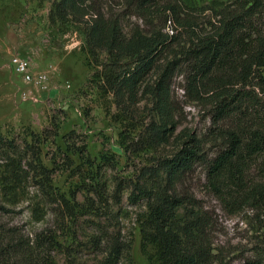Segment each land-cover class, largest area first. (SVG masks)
I'll return each instance as SVG.
<instances>
[{
    "label": "rangeland",
    "instance_id": "obj_1",
    "mask_svg": "<svg viewBox=\"0 0 264 264\" xmlns=\"http://www.w3.org/2000/svg\"><path fill=\"white\" fill-rule=\"evenodd\" d=\"M53 1L0 0V134L20 146L14 154L0 151V225L30 239L48 235L45 264H96L102 256L99 238L109 231H119L129 244L120 264H149L147 255L153 249L143 253L140 247V222L147 207L143 200L133 203L129 195L134 184L141 183L142 167L171 155L187 132L199 133L207 120L198 105L185 103L177 76L173 89L183 101V117L175 132L154 149L135 146L143 124L153 115L146 89L162 61L138 85L135 120L118 119L122 116L111 98L105 99L95 87L93 73L99 67L82 50V23H51ZM239 1L244 0L165 3L175 5L180 19L204 29L215 22L217 11L233 9ZM95 2L104 11L126 10V33L134 24L168 33L174 28L168 10L143 16L127 0ZM13 57L28 61L32 81L14 70ZM38 75L44 78L36 82ZM188 184L216 217L214 244L228 264H241L252 249H264V211L244 208L227 214L205 189L201 173Z\"/></svg>",
    "mask_w": 264,
    "mask_h": 264
},
{
    "label": "trees",
    "instance_id": "obj_2",
    "mask_svg": "<svg viewBox=\"0 0 264 264\" xmlns=\"http://www.w3.org/2000/svg\"><path fill=\"white\" fill-rule=\"evenodd\" d=\"M95 3L54 0L48 18L82 23V50L99 67L93 73L95 87L111 98L120 120H135L138 85L162 61L146 89L153 115L135 146L154 149L175 132L183 117V101L173 89L177 76L185 103L198 105L207 120L199 133L187 132L171 155L142 167L141 183L129 195L147 207L140 222L141 251L153 249L149 264H228L214 244L217 219L188 182L201 173L205 189L227 214L264 211V0L239 1L233 9L217 11L215 22L204 29L180 19L175 5L165 0H127L143 16L168 10L174 19L170 33L137 24L126 33V10L104 11ZM2 149L14 154L20 146L0 134ZM105 234L96 264H120L129 244L119 231ZM50 246L44 233L30 239L0 225V264H45ZM241 264H264V249H252Z\"/></svg>",
    "mask_w": 264,
    "mask_h": 264
},
{
    "label": "built area",
    "instance_id": "obj_3",
    "mask_svg": "<svg viewBox=\"0 0 264 264\" xmlns=\"http://www.w3.org/2000/svg\"><path fill=\"white\" fill-rule=\"evenodd\" d=\"M11 63L13 65L14 70L21 74L25 81H32L33 76L30 74L29 71V63L27 60L22 59L20 57H13L11 59ZM44 78V75H38L35 77L36 82H39Z\"/></svg>",
    "mask_w": 264,
    "mask_h": 264
}]
</instances>
